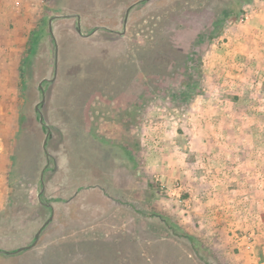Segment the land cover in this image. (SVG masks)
Here are the masks:
<instances>
[{"label": "rangeland", "instance_id": "374dc122", "mask_svg": "<svg viewBox=\"0 0 264 264\" xmlns=\"http://www.w3.org/2000/svg\"><path fill=\"white\" fill-rule=\"evenodd\" d=\"M139 1L2 0L0 264L264 261L255 0Z\"/></svg>", "mask_w": 264, "mask_h": 264}, {"label": "crops", "instance_id": "0c3cea01", "mask_svg": "<svg viewBox=\"0 0 264 264\" xmlns=\"http://www.w3.org/2000/svg\"><path fill=\"white\" fill-rule=\"evenodd\" d=\"M252 10V19L245 25H239L240 32L230 38L229 43H226L228 47L231 42L234 43L232 47H229L228 52L232 54L231 61H235L234 64L237 65V70L234 72L235 77H242L244 70L247 73L259 72L256 68L258 63H264V0H255ZM3 19L2 0H0V35L3 29ZM12 43L9 42V44ZM2 45L0 38V61L3 60ZM240 122L242 121L240 120ZM240 122L238 124L235 122L238 128L242 127ZM260 264H264V261L262 260Z\"/></svg>", "mask_w": 264, "mask_h": 264}, {"label": "water", "instance_id": "95a60500", "mask_svg": "<svg viewBox=\"0 0 264 264\" xmlns=\"http://www.w3.org/2000/svg\"><path fill=\"white\" fill-rule=\"evenodd\" d=\"M146 0H140L139 2H145ZM130 8L131 6L127 9V13H126V17H125V20H124V23L126 24L128 22V15H129V11H130ZM55 17H52L50 18L49 20V30H50V33L52 35V38L53 40H55V37H54V33H53V29H52V21ZM78 31L81 32V28L79 27L78 28ZM57 72V71H56ZM55 79V78H54ZM49 80V79H48ZM40 88L41 90H43V86L42 84H40ZM45 101V98L43 97L42 99V104L44 103ZM37 110L40 111V108L39 106H37ZM40 121L42 122V124H44V118L42 115H40ZM51 136V133L50 131L48 130L47 131V134H46V137H45V140H44V148H46V145H47V142H48V138ZM42 175H43V172H42ZM53 216H50L46 221L45 223L41 226V228L37 231L36 235H35V240L32 244L30 245H26V246H22V247H19L17 248L16 250H5V249H0V253H5V254H15V253H18V252H21V251H25L27 249H30L31 247H33L35 245V243L38 241L39 237H40V234L42 232V230L46 227V225L51 222Z\"/></svg>", "mask_w": 264, "mask_h": 264}, {"label": "trees", "instance_id": "16d2710c", "mask_svg": "<svg viewBox=\"0 0 264 264\" xmlns=\"http://www.w3.org/2000/svg\"><path fill=\"white\" fill-rule=\"evenodd\" d=\"M172 36V35H171ZM168 223H169V221L168 220H166ZM172 227L174 226L173 224L171 225ZM175 227V226H174ZM184 237H186V238H188L190 241H192V242H194L195 241V238L192 236V235H190V234H187V233H183L182 234Z\"/></svg>", "mask_w": 264, "mask_h": 264}, {"label": "built area", "instance_id": "2783aa9c", "mask_svg": "<svg viewBox=\"0 0 264 264\" xmlns=\"http://www.w3.org/2000/svg\"><path fill=\"white\" fill-rule=\"evenodd\" d=\"M248 19V14L247 13H244L243 16H242V19Z\"/></svg>", "mask_w": 264, "mask_h": 264}]
</instances>
